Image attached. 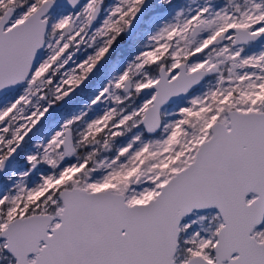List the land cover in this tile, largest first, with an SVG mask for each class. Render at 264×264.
Instances as JSON below:
<instances>
[{
  "label": "snow or ice",
  "instance_id": "1",
  "mask_svg": "<svg viewBox=\"0 0 264 264\" xmlns=\"http://www.w3.org/2000/svg\"><path fill=\"white\" fill-rule=\"evenodd\" d=\"M0 264H264V0H0Z\"/></svg>",
  "mask_w": 264,
  "mask_h": 264
}]
</instances>
